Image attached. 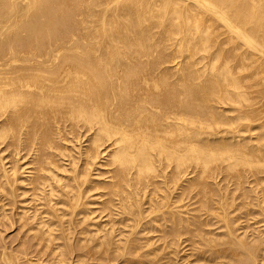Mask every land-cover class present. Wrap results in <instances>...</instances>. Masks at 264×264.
Instances as JSON below:
<instances>
[{"label": "bare ground", "instance_id": "1", "mask_svg": "<svg viewBox=\"0 0 264 264\" xmlns=\"http://www.w3.org/2000/svg\"><path fill=\"white\" fill-rule=\"evenodd\" d=\"M8 221L0 264H264V0H0Z\"/></svg>", "mask_w": 264, "mask_h": 264}, {"label": "rangeland", "instance_id": "2", "mask_svg": "<svg viewBox=\"0 0 264 264\" xmlns=\"http://www.w3.org/2000/svg\"><path fill=\"white\" fill-rule=\"evenodd\" d=\"M185 199H186V201H183V203L185 204V202H187L186 204H190L189 202V200L187 199V197H185ZM189 201V202H188ZM193 201V200H192ZM191 201V202H192ZM10 209H12L11 207H9ZM13 210V209H12ZM20 210V209H19ZM12 212V211H11ZM256 221V219H251L250 220V223H254ZM8 224H10V222L8 221V223H7V227L6 228H4V226L3 227H1V232H0V238H2L3 239V243H5V245H6V247H8V249H12L13 247L15 248V246L18 244V242H19V238L20 237H18V235H20L21 236V234L22 233H20V232H17L18 230L16 229L17 228V226L15 225L14 227H11V224H10V226L8 227ZM10 227H11V229H10ZM9 229V230H8ZM14 232V233H13ZM16 232V233H15ZM18 233V235H16ZM3 235V236H2ZM2 236V237H1ZM80 235H77V237H79ZM17 237H18V239H17ZM185 237H183V239H184ZM14 239V240H13ZM15 240H17L16 242H15ZM186 243V242H185ZM185 243L183 244V246L185 245ZM188 243V242H187ZM11 245V246H10ZM15 245V246H14ZM186 249V251H188V247H186L185 248ZM184 249V250H185ZM186 251H184V252H186ZM183 252V253H184ZM182 253V252H181ZM181 253H180V255H179V258H180V256H181ZM183 253H182V255H183ZM178 257V256H177ZM177 259V261L175 262V264H190L189 262H191V264H193L194 262H193V260L195 259L194 257H191L190 259H188L187 261H186V259H184L183 260V258H182V256H181V260L180 259H178V258H176ZM180 261V262H179ZM123 264L121 261H119V260H116V263L114 262V264ZM178 262V263H177Z\"/></svg>", "mask_w": 264, "mask_h": 264}]
</instances>
